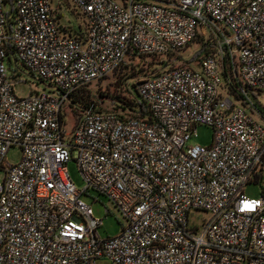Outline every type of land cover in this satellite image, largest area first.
Masks as SVG:
<instances>
[{
	"label": "built area",
	"instance_id": "1",
	"mask_svg": "<svg viewBox=\"0 0 264 264\" xmlns=\"http://www.w3.org/2000/svg\"><path fill=\"white\" fill-rule=\"evenodd\" d=\"M65 1L84 21L79 36L58 27L52 0H0V264H264V188L243 193L264 186L253 117L264 113L250 102L264 98V0ZM197 38L210 44L197 69L133 83L144 115L72 116L73 95L130 59ZM22 73L47 90L17 97ZM198 127L212 130L209 147L188 145ZM91 192L124 220L116 237H99L110 212L95 217L81 201ZM196 213L209 218L197 225Z\"/></svg>",
	"mask_w": 264,
	"mask_h": 264
},
{
	"label": "rangeland",
	"instance_id": "2",
	"mask_svg": "<svg viewBox=\"0 0 264 264\" xmlns=\"http://www.w3.org/2000/svg\"><path fill=\"white\" fill-rule=\"evenodd\" d=\"M58 0H52V7L54 8V13L56 19V23L60 29H66L68 35L73 34L75 31L77 32H85V24L82 17L76 14L75 11L69 6L68 2L65 0H61V8L58 9ZM68 5V6H67ZM60 14V15H58ZM80 34V33H79ZM197 42V41H196ZM193 42L186 49L182 51H175L171 55L167 57H143V58H132L129 60L127 65L116 72L110 78L92 84L82 90L83 97L85 101L88 103H92L95 106L96 110L105 111V112H113L119 113V109H116L111 103L116 102V100L121 101L125 104L134 103L137 100L136 93L131 90L129 94L124 90V78L130 75V66L142 65V70H147L148 65L154 64L161 61L164 63L165 69L167 68H176L181 66L190 67L191 69H197L198 67V59L202 56L199 55L197 57L196 54L201 52L200 43ZM186 64H183V63ZM19 79L24 81L25 84L21 86H16L14 88V92L17 97H26L30 93L41 92L45 89L41 83H39L36 79L30 77L26 73H22L19 76ZM136 81V80H135ZM99 93L102 94V98L99 97ZM113 101V102H112ZM250 102L257 108L259 111H263L264 113V98H250ZM239 107H242L238 105ZM99 108V109H98ZM73 115L78 116L80 110L72 109ZM254 119L259 121L264 126V121L259 120L256 116ZM212 141V130L208 127H198L197 128V138L192 139L188 142L189 146H199V147H209ZM19 151L12 150L6 155V162L9 165H16L19 161ZM68 174L70 181L74 185V187L78 190H82L84 187L82 178L79 174L77 166L74 162H70L67 166ZM264 186L261 184H250L243 189L244 196L249 199H258L262 195ZM81 201L86 205L92 208L95 217L103 218L104 217V208H107L110 214L104 219L103 225L101 228L97 230V233L101 239L106 238H114L116 237L120 231L122 225H125L124 220L118 214L116 209L105 199L103 196H100L94 192H91L87 195H83L81 197ZM209 218L205 213H196L194 215V221L198 223L207 220ZM94 264H111L106 259H98Z\"/></svg>",
	"mask_w": 264,
	"mask_h": 264
},
{
	"label": "trees",
	"instance_id": "3",
	"mask_svg": "<svg viewBox=\"0 0 264 264\" xmlns=\"http://www.w3.org/2000/svg\"><path fill=\"white\" fill-rule=\"evenodd\" d=\"M6 2L10 3L11 0H6ZM81 34H82V32L75 31L73 34H71V36H79ZM194 42L200 43V48L202 51L207 50V48L210 47L209 46L210 44L208 42H203V40L201 38H197ZM206 43H208V44H206ZM204 53L206 54V51ZM143 57H137V58H143ZM164 63H166V62H164ZM164 63L161 61L160 63H157L155 66H153L154 64H151L150 66L148 65L147 70H142L141 69L142 65H139V64L137 66H130V72H129L130 75L127 76L126 78H124V80H123L124 90L128 94H129V91H131V90H133L135 92V86L133 84L135 82V80L147 79V78H152V77L156 76L157 74H159L160 72H162L165 69L166 66L164 67V65H163ZM10 64H11V62H10ZM11 66L16 67V63H12ZM82 93L83 92L80 91L77 94L73 95L70 98L69 103L74 108H76L78 110L95 108L96 105H94L92 103L90 104V103L85 101V98L83 97ZM99 97L102 98L101 93H99ZM111 105L114 106L116 109H120L122 111H125V110L130 111V110H133L135 108H138L139 111H141V115L145 114L142 105L140 103H138L137 100H135L134 103H130V104H125V103H122L121 101L116 100V102L111 103Z\"/></svg>",
	"mask_w": 264,
	"mask_h": 264
}]
</instances>
